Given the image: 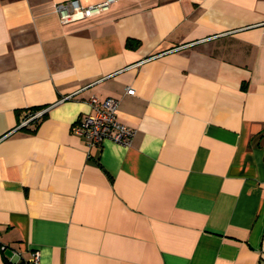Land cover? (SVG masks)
<instances>
[{"label": "crops", "instance_id": "1", "mask_svg": "<svg viewBox=\"0 0 264 264\" xmlns=\"http://www.w3.org/2000/svg\"><path fill=\"white\" fill-rule=\"evenodd\" d=\"M64 1L0 0V264H264V0Z\"/></svg>", "mask_w": 264, "mask_h": 264}, {"label": "built area", "instance_id": "2", "mask_svg": "<svg viewBox=\"0 0 264 264\" xmlns=\"http://www.w3.org/2000/svg\"><path fill=\"white\" fill-rule=\"evenodd\" d=\"M118 0H105L91 5H83L80 0H67L57 4L56 11L63 23H70L91 18L110 9L111 5ZM129 94H135L134 88H128ZM92 112L80 119L75 132L85 136L89 148L99 147L110 140L123 146H129L135 137L137 130L119 119V100L108 97L100 99L92 97L88 102ZM46 110H40L31 114L22 124L27 126L32 121L41 118ZM21 264H41V255L38 250L24 259Z\"/></svg>", "mask_w": 264, "mask_h": 264}, {"label": "trees", "instance_id": "3", "mask_svg": "<svg viewBox=\"0 0 264 264\" xmlns=\"http://www.w3.org/2000/svg\"><path fill=\"white\" fill-rule=\"evenodd\" d=\"M128 42L131 43V42H133V40H128ZM34 121H37V120H34ZM34 121H32V122H34Z\"/></svg>", "mask_w": 264, "mask_h": 264}]
</instances>
